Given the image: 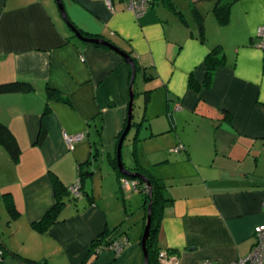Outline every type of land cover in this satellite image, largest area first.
<instances>
[{"label":"crops","instance_id":"crops-1","mask_svg":"<svg viewBox=\"0 0 264 264\" xmlns=\"http://www.w3.org/2000/svg\"><path fill=\"white\" fill-rule=\"evenodd\" d=\"M111 1L112 8L107 0L62 3L68 21L85 36L107 39L141 66L134 87L135 100L143 95V102L124 164L135 172L147 169L165 186L161 251L175 254L173 264H225L249 255L256 228L264 224V48L257 45L264 0L234 2L227 24L218 22L213 5L214 36L199 6L208 0H188L194 27L175 0L181 15L158 0L140 18L124 0ZM194 9L204 19L203 33ZM217 46L223 62L208 84L206 59ZM106 47L79 39L57 0H0V84L26 81L35 88L0 94V121L21 147L15 162L0 144V229L11 215L8 229L32 232L28 244L13 246L0 230L5 264H26L21 258L144 264L141 225L113 161L127 124L132 67ZM49 88L57 99H48ZM64 133H83L84 139L71 147ZM178 145L183 148L173 150ZM82 174L81 196L69 195L57 221L45 232L35 230L56 202L55 177L70 187ZM144 214L145 228L147 209ZM113 229L131 244L118 255L90 253L93 241Z\"/></svg>","mask_w":264,"mask_h":264},{"label":"trees","instance_id":"trees-1","mask_svg":"<svg viewBox=\"0 0 264 264\" xmlns=\"http://www.w3.org/2000/svg\"><path fill=\"white\" fill-rule=\"evenodd\" d=\"M157 1L158 0H153L152 5L150 7V10L154 8V5ZM164 1L166 2V4L169 6L170 9L175 11L176 14L181 15L182 11L179 10L178 7L175 5L174 0H164ZM213 1H214L213 13L217 17L218 22L220 24H227L230 20L231 6L234 2H236L238 0H213ZM194 14H195V17H196V19L200 25V28L202 30V33H203L204 28H205L204 19L202 18L201 13L196 9H194ZM106 48H108V47H106ZM221 51L222 50H221L220 46H217L207 56L206 63L208 65L209 75H210L208 77V84L211 82L210 81L211 80V73L223 62V59L220 56ZM136 67H137V71H139L141 66L139 64H137ZM34 89H35L34 85L31 84L30 82H26V81H14V82H7V83L0 84V94L9 93V92H31ZM47 94H48L49 100L50 99H57L59 97L58 92L56 90H53L50 88L47 90ZM46 111H47L46 113H48V106L46 108ZM222 114H223L222 115L223 119L231 121L232 116L230 113H228L227 111H223ZM138 124L139 125H138L137 130L139 131V129L142 125V122H139ZM135 125H136V123H135L134 117H133V126H135ZM138 131L136 134H138ZM46 132L47 131L44 128L41 130V133H40L39 138L37 140L38 143H41L44 140ZM0 144H2L7 149V151L9 152V155L13 161L17 162L19 160V158L21 156L20 144H19L16 136L12 132V130L5 123H3L1 121H0ZM113 161H114V165H118L117 154L113 158ZM133 169H135L136 172L144 174L149 178L151 186H152V188H151L152 193L151 194L149 191V186L146 185V183L143 180H140V179L135 178V177L127 176L124 173H122V171H120V169L118 172L119 178H121V180H120L121 182H122V179L125 177H127L128 179L137 181V187H136V189H133V190L140 191L145 195V205H146L147 210H148V205H149L150 201H152V205H153L152 226H151L150 236H149V239L147 241V247L149 249V254H150V264H160L161 249H160L159 243H158V233H159V228H160V220H161L163 211H164L166 204H167V202H166L167 199L164 197V193H163V189H165L164 188L165 186L163 183H161L159 181V179L157 177H155L153 174H151L147 169H144L141 166H137ZM83 176H84V174L81 175V181H80V187H81L80 192H81V194L83 191V189H82L83 188L82 181L84 179ZM54 187H55V194H56V202H55L54 206L47 212V214L45 215V217L41 221L34 223V226L39 228L38 230H40L42 232H45L47 230L46 226L49 227L50 224H53L57 221L59 213L61 212L63 206L65 205V198H67L69 195H72L74 198H77V196H75L74 194L71 193L70 187H67L58 177H55V179H54ZM78 197H80V196H78ZM10 205H11V210H12L11 212L13 213V211L15 210L13 202ZM117 231H118V229H113V230H108V231L102 233L95 241H93V244L91 245L89 252L97 254L105 248L106 250L112 251L113 253H115L117 255L120 254L127 246L124 247V249L119 253L114 249H110L109 245L112 244L113 242H115L116 240L118 241V240H123V239L127 238L130 241V239L126 235H124V236L122 235L121 237H117V234H118ZM130 244H131V242H130ZM171 253H174V252H171ZM21 259L26 264H42L41 262L31 260V259H27V258H21ZM1 264H5L4 261L1 262Z\"/></svg>","mask_w":264,"mask_h":264},{"label":"rangeland","instance_id":"rangeland-1","mask_svg":"<svg viewBox=\"0 0 264 264\" xmlns=\"http://www.w3.org/2000/svg\"><path fill=\"white\" fill-rule=\"evenodd\" d=\"M175 1L177 2L178 6L183 10V12L186 14L188 19L191 21L192 26L194 27V22H193L194 18H193V15H192V8L190 7L189 1L188 0H175ZM213 5H214V1H203L202 3H199V6L201 7V9L206 14V21H207L208 31H209L210 36L211 35H213V36L215 35V29H216L214 22L213 23L211 22V21H214L213 20L214 19V15L212 14V11H210V10H212V6ZM175 21L177 23H179L178 20H175ZM182 28L184 29L183 26H182ZM221 35L223 36L222 32L219 33L218 37L220 38ZM232 35H234V31L233 30L230 32V34H229V32L224 34L225 37H227V36L230 37ZM141 88H142V85H140V89H137V90L140 92L142 90ZM139 97L140 98H137L135 100L134 117L136 119H134V120L139 119L140 109L142 107L143 95H140ZM135 130H136V128H134L132 130V132L129 134V136L127 137V139L124 141V144H123L122 159H123V162L125 164H129L128 162H129V160L131 159V156H132L131 151H133V148H132L131 142H132L133 135L135 134ZM168 150H169V153H174L175 152V151L170 152V151H172V149L171 150L168 149ZM114 154L116 156V152ZM128 157L130 159H128ZM119 180H121V178ZM77 182H78V180L76 181V183ZM120 184H121V187H123L122 182ZM122 191L126 192L127 194H130L131 197H132V200H128V205H130V203H132V205H133L132 208L129 207V208L132 209V212L130 210V213L132 215H134L135 220L137 221V223L139 225H141V238H142V234L144 232V224H143L144 215H145L144 212L146 213L145 195L142 192H140V191L132 190V189L131 190L130 189L127 190V188H123ZM78 198L79 197H77V199ZM24 221L25 220L23 218V220L20 221L21 224L25 223ZM8 222H13V218L11 217V215H9V217H4V219H3L2 225L5 226L6 229H2V228L0 229V230H4L3 231L4 235H2V237L4 236L8 240H10L12 245L14 243H16V246H20V245H22L24 243V240H25L26 244H28L30 242V239H31V236H30V233H32L31 229H21V231H20V233H22V236H21L20 234H17V233L15 234L13 232V230H12L13 228L12 229H8L7 228V226L9 225ZM35 230L40 231L38 229H35ZM136 231H138V230H136ZM45 234H47V233H45ZM44 236H46V235H44ZM2 259H3V255H2Z\"/></svg>","mask_w":264,"mask_h":264},{"label":"built area","instance_id":"built-area-1","mask_svg":"<svg viewBox=\"0 0 264 264\" xmlns=\"http://www.w3.org/2000/svg\"><path fill=\"white\" fill-rule=\"evenodd\" d=\"M126 8L133 11L135 16L137 18L143 17L148 11L150 10V7L152 5L153 0H124ZM107 4L110 8L113 7V3L111 0H107ZM258 36L260 37L259 42L257 45L259 47L264 48V27L260 26L258 28ZM64 137L66 142L69 146H73L76 142H80L84 139V134L79 133L75 135H71L69 133H64ZM183 148V145H178L173 150H180ZM122 184L124 188L127 189H136L137 187V181L128 179L127 177L122 179ZM80 182H77L76 184L70 186L71 193L75 196H81L80 192ZM256 235H257V244L254 248V250L247 256L232 262V263H225V264H263L264 262V224L258 226L256 228ZM130 244V241L125 238L123 240H116L112 244L109 245L110 249H114L117 252H121L124 247L128 246ZM108 248V247H107ZM105 249V248H104ZM175 254L172 256L169 255V253L165 251H161L160 253V264H173L175 262ZM2 260V253L0 250V261ZM205 264H214L212 261H206Z\"/></svg>","mask_w":264,"mask_h":264},{"label":"water","instance_id":"water-1","mask_svg":"<svg viewBox=\"0 0 264 264\" xmlns=\"http://www.w3.org/2000/svg\"><path fill=\"white\" fill-rule=\"evenodd\" d=\"M57 2H58L59 7L62 10L63 16L66 19L68 25L72 28V30L75 32V34L77 35V37L79 39H81L83 41H88V42L100 44V45H105V46H108V47L118 51L121 55H123V57H125L126 61L132 67V75H131V81H130V101H129V107H128V119H127L126 127H125L123 134L121 135L119 142H118V145H117L118 167H119L120 171H122V173H124L125 175L143 180L146 183V185L149 186V191L151 194L152 193V191H151L152 186H151L149 178L144 174H141L139 172H135V171H131V170L127 169V167L125 166L123 159H122V148H123L124 141L126 140L127 135L129 134V132L131 131V129L133 127L134 104H135V94H136L134 83H135L136 75H137V67H136L135 59L131 54L120 49L118 46L114 45L112 42L108 41L107 39L100 38V37H87V36H85L81 31H79V29H77L71 22L68 21L62 0H57ZM152 214H153V205H152V201H150V203L148 205L147 221H146V225H145L144 232L142 235V240H141L142 250H143V254H144V264H150V254H149V249L147 247V241L149 239L151 226H152ZM2 261H4V260L2 259L0 261V264Z\"/></svg>","mask_w":264,"mask_h":264}]
</instances>
